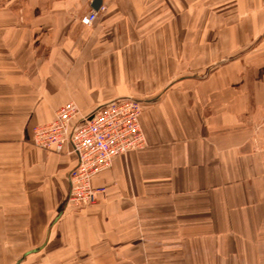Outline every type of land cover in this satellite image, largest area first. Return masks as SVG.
<instances>
[{"label":"crops","instance_id":"crops-1","mask_svg":"<svg viewBox=\"0 0 264 264\" xmlns=\"http://www.w3.org/2000/svg\"><path fill=\"white\" fill-rule=\"evenodd\" d=\"M44 1L0 4V264H264V0H235L247 17L103 0L91 27L93 0ZM123 97L147 147L94 176L99 203L67 207L78 157L33 129Z\"/></svg>","mask_w":264,"mask_h":264},{"label":"built area","instance_id":"built-area-1","mask_svg":"<svg viewBox=\"0 0 264 264\" xmlns=\"http://www.w3.org/2000/svg\"><path fill=\"white\" fill-rule=\"evenodd\" d=\"M90 11L80 20L93 26L105 12ZM143 103L130 97L117 98L84 115L75 103L63 106L53 122L37 126L32 132V144L38 148L62 153L70 145L78 157L77 166L70 172V194L67 207L84 209L99 203L105 188H94L92 180L111 167L121 155L143 150L147 139L141 126Z\"/></svg>","mask_w":264,"mask_h":264},{"label":"rangeland","instance_id":"rangeland-1","mask_svg":"<svg viewBox=\"0 0 264 264\" xmlns=\"http://www.w3.org/2000/svg\"><path fill=\"white\" fill-rule=\"evenodd\" d=\"M35 1V0H0V4H6L11 6L12 8H14L15 10H19V13L21 15L24 14V10L27 9L30 5L31 2ZM42 1V0H40ZM53 1H57V0H45L44 2L46 3V5L48 6L49 3L53 2ZM237 1V0H236ZM203 2V0H202ZM205 3L209 4V7L212 15H216V14H228V15H233L235 17H238L239 15L242 17H247L249 16L251 13L253 14V10H240L238 11V8L236 9V3L235 0H205ZM195 5V9H202L203 11V7L201 5V8L196 6V3L193 4L192 0H191V7H193ZM46 6V8H47ZM200 6V5H199ZM260 9V14L261 16H264V5L261 6ZM222 11V12H221ZM258 73V74H257ZM258 78H263L264 74L262 72H256L255 75Z\"/></svg>","mask_w":264,"mask_h":264},{"label":"water","instance_id":"water-1","mask_svg":"<svg viewBox=\"0 0 264 264\" xmlns=\"http://www.w3.org/2000/svg\"><path fill=\"white\" fill-rule=\"evenodd\" d=\"M102 4H103V0H93L91 4V8L95 11H99Z\"/></svg>","mask_w":264,"mask_h":264}]
</instances>
